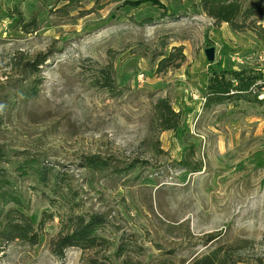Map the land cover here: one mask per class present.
<instances>
[{"label":"rangeland","instance_id":"374dc122","mask_svg":"<svg viewBox=\"0 0 264 264\" xmlns=\"http://www.w3.org/2000/svg\"><path fill=\"white\" fill-rule=\"evenodd\" d=\"M201 2L0 0V149L8 159L0 169L14 177L35 223L47 219L38 244L6 246L0 264H191L220 246L236 264H264V98L256 89L264 86V41L217 25ZM252 20L264 30V4ZM180 47L186 62L158 75L160 60ZM38 56L46 57L38 72L24 70ZM110 65L115 92L98 79ZM234 73L263 80L250 97L208 109L210 84ZM32 86L39 95L23 102ZM192 148L202 173L179 166ZM94 156L118 169L148 165L99 175L85 167ZM30 160L61 176L72 204L15 173ZM96 214L107 217V247L54 257L71 219ZM217 233L221 240L208 243Z\"/></svg>","mask_w":264,"mask_h":264},{"label":"trees","instance_id":"16d2710c","mask_svg":"<svg viewBox=\"0 0 264 264\" xmlns=\"http://www.w3.org/2000/svg\"><path fill=\"white\" fill-rule=\"evenodd\" d=\"M65 1V0H60ZM73 1V0H72ZM202 6L206 15L214 20L216 24H228L232 30L236 32H247L252 30L255 35L264 41V30L258 32L257 28H253L256 22L252 19L257 17L262 10L264 0H201ZM249 2V5L245 6ZM168 17L164 12L163 18ZM154 19L147 18L142 22L152 23ZM46 57L38 56L35 63H27L24 65V70H28L33 74L38 72L39 66L45 63ZM186 62V56L183 48H177L168 57L160 60L157 66V74L167 73L170 69H179ZM115 70L113 66H107L99 71L98 79L101 86L110 92H115L114 84ZM215 80L210 84V90L206 95L207 108H213L222 104L229 103L235 99L250 97L252 94L249 91L257 86L263 78L261 76L246 77L243 73H234L230 80ZM37 85L41 82H36ZM256 89L261 91L264 86H257ZM39 86H32L28 91L21 92L19 96L23 102L29 103V100L35 99L39 95ZM258 98V96H257ZM188 156L179 163L181 169L186 170L190 174L202 173L204 165L202 161L196 162V149L189 150L186 153ZM7 153L0 149V163L7 161ZM113 159H102L99 157H89L86 160L85 167L93 174L104 175L112 170L116 174L126 175L134 172L140 167L148 164L141 161H135L133 164L125 168H117L114 166ZM25 176H34L37 180L39 188H43L50 192V195L60 198L63 204L70 203V197L62 195L58 184L61 182V176H55L50 169L43 166L39 160H30L24 163L15 164V173ZM39 190V189H37ZM60 193V194H59ZM50 197V196H48ZM50 199V198H49ZM28 207L25 205V200L22 192L18 190L15 179L10 176L3 168L0 169V252H4L5 247L12 243L22 241L31 246L39 243V234L36 229L43 230L46 226V220L37 225L35 220L31 218L27 212ZM48 219L52 216L47 214ZM44 218V217H43ZM50 220V219H49ZM74 221V230L68 234H62L52 244L53 256L58 260H63L69 250L79 249L82 251H92L98 248L107 247V241L100 236V231L105 228L107 217L101 215H92L89 220L76 217L71 219ZM38 226V227H37ZM222 235L212 234L208 237V243H217L221 240ZM191 264H236L233 257H229L224 253L223 247L220 246L209 254L202 256Z\"/></svg>","mask_w":264,"mask_h":264},{"label":"water","instance_id":"95a60500","mask_svg":"<svg viewBox=\"0 0 264 264\" xmlns=\"http://www.w3.org/2000/svg\"><path fill=\"white\" fill-rule=\"evenodd\" d=\"M206 56L210 64H214L216 60V51L214 49H207Z\"/></svg>","mask_w":264,"mask_h":264},{"label":"built area","instance_id":"2783aa9c","mask_svg":"<svg viewBox=\"0 0 264 264\" xmlns=\"http://www.w3.org/2000/svg\"><path fill=\"white\" fill-rule=\"evenodd\" d=\"M262 93H264V89H262L261 91L257 90V94H259L260 99L264 98V94H262Z\"/></svg>","mask_w":264,"mask_h":264}]
</instances>
